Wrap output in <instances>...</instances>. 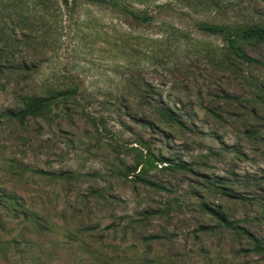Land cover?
<instances>
[{"label":"rangeland","instance_id":"obj_1","mask_svg":"<svg viewBox=\"0 0 264 264\" xmlns=\"http://www.w3.org/2000/svg\"><path fill=\"white\" fill-rule=\"evenodd\" d=\"M55 1L3 56L0 264H264L221 221L264 244V64L197 26L264 24V0Z\"/></svg>","mask_w":264,"mask_h":264},{"label":"trees","instance_id":"obj_2","mask_svg":"<svg viewBox=\"0 0 264 264\" xmlns=\"http://www.w3.org/2000/svg\"><path fill=\"white\" fill-rule=\"evenodd\" d=\"M33 1V9L34 14L33 19L28 17V13L26 11H17L14 10L20 7H27L26 0H0V72L2 69L6 67L4 59V55L9 53L10 47H12V43L9 42L10 37L16 35L17 27H19L21 31V35L26 36L25 32L28 30H35L34 24L37 22H47L45 21V11L47 8L51 7V4L57 5L59 4L55 0H32ZM65 4L69 2L74 4L76 0H62ZM113 6L122 7L117 0H107ZM52 2V3H51ZM125 9L124 7H122ZM29 10V9H28ZM31 9L29 12L32 11ZM126 10V9H125ZM130 14L142 21H147L149 19L146 15H140L137 13H133L131 11ZM33 13V11H32ZM36 13V14H35ZM38 14V15H37ZM36 15L39 19H36ZM39 20V21H38ZM198 28L202 31L212 33V34H220L226 41L228 47L232 51V53L237 56L239 59H242L247 62H257L262 63L260 60L255 59L253 57L248 56L242 49L241 43L246 42H257L264 43V24H257L251 26H227V25H219L213 23H198ZM20 68L26 69V61H22L18 64ZM56 98V95L51 94L50 97H26L23 101V105L18 110L8 109L7 114L11 117H15L17 119H25L27 116H36L42 115L53 104V99ZM166 114V112L164 111ZM170 118L174 119L170 116ZM221 221L224 222L226 227L229 228H239L243 234H245L253 243V247L251 250L257 253L264 252V244L260 243L258 239H256L253 235H251L247 230L236 227L234 223L228 221L223 218Z\"/></svg>","mask_w":264,"mask_h":264}]
</instances>
